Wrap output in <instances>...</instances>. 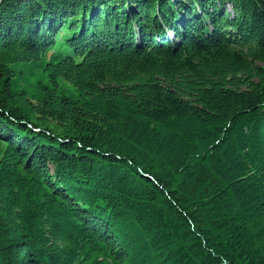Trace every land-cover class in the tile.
<instances>
[{"label": "trees", "instance_id": "1", "mask_svg": "<svg viewBox=\"0 0 264 264\" xmlns=\"http://www.w3.org/2000/svg\"><path fill=\"white\" fill-rule=\"evenodd\" d=\"M0 264H264V0L3 2Z\"/></svg>", "mask_w": 264, "mask_h": 264}, {"label": "rangeland", "instance_id": "2", "mask_svg": "<svg viewBox=\"0 0 264 264\" xmlns=\"http://www.w3.org/2000/svg\"><path fill=\"white\" fill-rule=\"evenodd\" d=\"M226 9H228V7H227V6H226ZM228 10H229V9H228ZM166 35H167L168 37H169V36H170V37L172 36V34H171V32H170V31H167V32H166Z\"/></svg>", "mask_w": 264, "mask_h": 264}, {"label": "water", "instance_id": "3", "mask_svg": "<svg viewBox=\"0 0 264 264\" xmlns=\"http://www.w3.org/2000/svg\"><path fill=\"white\" fill-rule=\"evenodd\" d=\"M7 0H0V5ZM19 1H28V0H19Z\"/></svg>", "mask_w": 264, "mask_h": 264}]
</instances>
